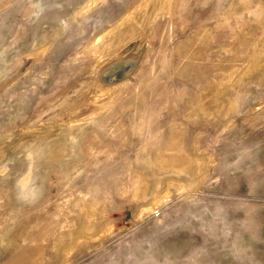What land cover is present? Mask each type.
Wrapping results in <instances>:
<instances>
[{"label":"rangeland","instance_id":"rangeland-1","mask_svg":"<svg viewBox=\"0 0 264 264\" xmlns=\"http://www.w3.org/2000/svg\"><path fill=\"white\" fill-rule=\"evenodd\" d=\"M0 264H264V0H0Z\"/></svg>","mask_w":264,"mask_h":264},{"label":"bare ground","instance_id":"bare-ground-1","mask_svg":"<svg viewBox=\"0 0 264 264\" xmlns=\"http://www.w3.org/2000/svg\"><path fill=\"white\" fill-rule=\"evenodd\" d=\"M73 16H74V15H73ZM120 66H121V65H120ZM123 67H124V66H123ZM123 67H122V68H123ZM114 68H115V67H114ZM120 68H121V67H120ZM117 69H118V68H117ZM112 70H113V69H112ZM112 70H111V71H112ZM118 72H119V71H117L116 74H118ZM108 74H109V73H108ZM109 75H110V74H109ZM118 76H119V74H118ZM121 76H122V73H121ZM107 77H108V76H107ZM121 78H122V77H121Z\"/></svg>","mask_w":264,"mask_h":264}]
</instances>
